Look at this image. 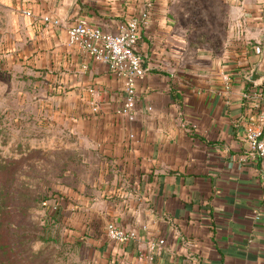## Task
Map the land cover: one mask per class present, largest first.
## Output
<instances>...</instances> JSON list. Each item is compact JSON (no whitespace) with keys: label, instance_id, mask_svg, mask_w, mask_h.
Instances as JSON below:
<instances>
[{"label":"crops","instance_id":"0c3cea01","mask_svg":"<svg viewBox=\"0 0 264 264\" xmlns=\"http://www.w3.org/2000/svg\"><path fill=\"white\" fill-rule=\"evenodd\" d=\"M146 1L0 0L19 62L58 99L53 118L90 170L64 221L90 264H264V164L245 137L244 96L255 68L253 85L264 88V0H224L237 33L218 52L195 48L178 0H154L136 45L147 72L130 120L117 112L123 78L70 44L67 29L85 19L117 32ZM110 221L138 237L110 239ZM159 239L153 259L140 258Z\"/></svg>","mask_w":264,"mask_h":264},{"label":"rangeland","instance_id":"374dc122","mask_svg":"<svg viewBox=\"0 0 264 264\" xmlns=\"http://www.w3.org/2000/svg\"><path fill=\"white\" fill-rule=\"evenodd\" d=\"M178 1L196 49L218 52L236 36L224 0ZM8 8L0 3V264H90L63 217L90 170L74 133L53 118L58 99L19 62Z\"/></svg>","mask_w":264,"mask_h":264},{"label":"built area","instance_id":"2783aa9c","mask_svg":"<svg viewBox=\"0 0 264 264\" xmlns=\"http://www.w3.org/2000/svg\"><path fill=\"white\" fill-rule=\"evenodd\" d=\"M153 8L154 0H147L142 9L128 17L117 32H108L101 26L89 24L85 19H79L67 29L70 44L123 78L124 100L117 112L130 120L136 117L138 80L147 72L141 55L136 51V45L143 28L151 22ZM44 20L55 25L61 23L60 18L50 15L44 16ZM228 78L229 75H226V79ZM244 96L250 101L252 113L245 137L250 151L259 155L264 164V88L252 85L245 89ZM53 207L57 209V203ZM106 231L110 239L121 243L138 237L136 230L124 228L114 221L107 223ZM164 243L163 239L150 240L147 251L140 253V258L153 259L154 253Z\"/></svg>","mask_w":264,"mask_h":264},{"label":"water","instance_id":"95a60500","mask_svg":"<svg viewBox=\"0 0 264 264\" xmlns=\"http://www.w3.org/2000/svg\"><path fill=\"white\" fill-rule=\"evenodd\" d=\"M249 80L257 81L261 78V74L258 73L257 68L253 69L251 74L249 75Z\"/></svg>","mask_w":264,"mask_h":264},{"label":"trees","instance_id":"16d2710c","mask_svg":"<svg viewBox=\"0 0 264 264\" xmlns=\"http://www.w3.org/2000/svg\"><path fill=\"white\" fill-rule=\"evenodd\" d=\"M252 85H253V82L251 80L247 79L246 89H248Z\"/></svg>","mask_w":264,"mask_h":264}]
</instances>
